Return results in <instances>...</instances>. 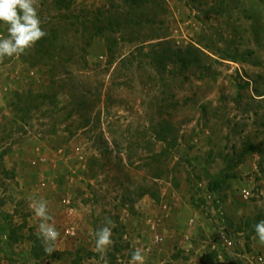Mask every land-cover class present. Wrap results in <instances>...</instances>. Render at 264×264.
Segmentation results:
<instances>
[{
    "label": "rangeland",
    "instance_id": "374dc122",
    "mask_svg": "<svg viewBox=\"0 0 264 264\" xmlns=\"http://www.w3.org/2000/svg\"><path fill=\"white\" fill-rule=\"evenodd\" d=\"M38 15L47 35L0 61V264H129L135 248L145 264H257L264 0H39Z\"/></svg>",
    "mask_w": 264,
    "mask_h": 264
},
{
    "label": "clouds",
    "instance_id": "9594fccd",
    "mask_svg": "<svg viewBox=\"0 0 264 264\" xmlns=\"http://www.w3.org/2000/svg\"><path fill=\"white\" fill-rule=\"evenodd\" d=\"M39 0H0V23L6 26L7 36H0V61L5 57L18 59L27 54L35 44L47 35L41 27V19L38 15ZM48 202L46 200L34 201L31 205L36 218L39 219L36 236L42 240L45 253L51 255L55 247V241L59 232L54 224L49 223L53 218L49 215ZM113 221L108 219L105 226L95 232L94 251L103 258L112 245ZM255 237L260 246L264 247V220L254 226ZM129 264H145V256L142 249L135 248L129 260Z\"/></svg>",
    "mask_w": 264,
    "mask_h": 264
},
{
    "label": "built area",
    "instance_id": "2783aa9c",
    "mask_svg": "<svg viewBox=\"0 0 264 264\" xmlns=\"http://www.w3.org/2000/svg\"><path fill=\"white\" fill-rule=\"evenodd\" d=\"M1 24V23H0ZM0 36H2V32H0ZM208 198L210 200H212V194H208ZM193 217L190 218V221H193ZM157 242H161L163 240V238L161 236H158L157 238ZM183 242H189V236L188 235H184V240ZM182 249H185L184 246H180ZM256 262L257 264H264V255L260 254L259 256L256 257Z\"/></svg>",
    "mask_w": 264,
    "mask_h": 264
},
{
    "label": "crops",
    "instance_id": "0c3cea01",
    "mask_svg": "<svg viewBox=\"0 0 264 264\" xmlns=\"http://www.w3.org/2000/svg\"><path fill=\"white\" fill-rule=\"evenodd\" d=\"M166 217H168V214H167V216H164L163 214H161L160 215V217H158V219H161V223L163 224V221H162V219L164 218H166ZM157 219V218H156ZM160 224V223H159ZM161 226V224L160 225H157V228H159V229H157V230H159V233L162 235V233H163V231H165V229L164 228H162V227H160ZM177 244V247H180V246H182V243H183V240H181V239H178L177 240V242H176ZM181 248V247H180ZM182 249V248H181Z\"/></svg>",
    "mask_w": 264,
    "mask_h": 264
},
{
    "label": "trees",
    "instance_id": "16d2710c",
    "mask_svg": "<svg viewBox=\"0 0 264 264\" xmlns=\"http://www.w3.org/2000/svg\"><path fill=\"white\" fill-rule=\"evenodd\" d=\"M8 234H9V232H8V231H7V232H5V235H6V236H8ZM32 251H33V250H32Z\"/></svg>",
    "mask_w": 264,
    "mask_h": 264
}]
</instances>
